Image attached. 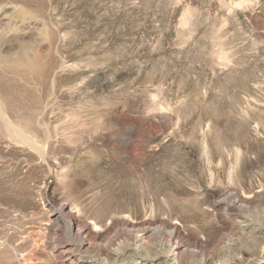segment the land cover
<instances>
[{"label":"rangeland","instance_id":"obj_1","mask_svg":"<svg viewBox=\"0 0 264 264\" xmlns=\"http://www.w3.org/2000/svg\"><path fill=\"white\" fill-rule=\"evenodd\" d=\"M177 239L264 264V0H0V264Z\"/></svg>","mask_w":264,"mask_h":264},{"label":"bare ground","instance_id":"obj_2","mask_svg":"<svg viewBox=\"0 0 264 264\" xmlns=\"http://www.w3.org/2000/svg\"><path fill=\"white\" fill-rule=\"evenodd\" d=\"M239 203V202H238ZM229 204V203H228ZM236 204V203H235ZM241 204V203H240ZM57 206V205H56ZM56 206H54L55 208H56ZM237 206V205H236ZM235 206V207H236ZM68 206H67V204H65V203H62V204H60L59 206H58V210H57V213H58V215L56 216V218L55 219H64V223H65V225H66V227H69L70 229L72 228L71 226H73V222H72V218H68V217H66V212H65V210H66V208H67ZM239 207V206H238ZM226 208V207H225ZM227 211L228 212H231L233 215H236V214H238V213H236V212H239V213H241V211L240 210H238V208H230V210H229V208H227ZM228 212H226V215H229L230 213H228ZM231 215V214H230ZM240 215V214H239ZM232 216V215H231ZM238 216V215H237ZM243 218V217H242ZM244 219V218H243ZM245 220V219H244ZM254 222V221H253ZM244 223H246V226H244V227H247L249 224H250V222H248L247 220L246 221H244L243 222V224ZM80 226V225H79ZM95 227V226H94ZM97 227V226H96ZM49 229V228H48ZM69 229V230H70ZM149 230V229H148ZM155 230V229H154ZM150 231V230H149ZM152 231V230H151ZM144 232V231H143ZM142 232V233H143ZM147 232V231H146ZM78 233H79V236H78V244H79V246H83V245H85V240H84V237L86 236L87 237V235L88 234H90V235H95L96 233H95V230L94 229H92V227L89 225V224H82V226L81 227H78ZM175 233H176V231L175 230H172L171 231V236L170 237H174L175 236ZM85 236H84V235ZM82 235L84 236V237H82ZM101 235V234H100ZM142 235V234H141ZM145 235V234H144ZM96 236H98V232H97V235H95L94 237H96ZM124 236V235H123ZM92 238H93V236H91ZM139 237V236H138ZM91 238V239H92ZM98 238V237H97ZM96 239V238H95ZM137 239V238H136ZM152 239V238H151ZM97 240V239H96ZM153 240V239H152ZM138 242H139V245H138V249H137V251L139 250V248H141V246H142V242H143V238H138V240H137ZM146 241V240H145ZM127 242V241H126ZM149 242V241H148ZM168 242H169V245H171V248H170V250L169 251H167L168 253L165 255V262L167 263V264H183V261H184V257H186L187 255H185V254H181V253H185V252H183V251H185L186 250V248H188V247H186V245L184 244V242L185 241H181V239L180 240H176V241H174L175 243H172L171 244V240H168ZM186 243V242H185ZM101 244V243H100ZM148 244V243H147ZM168 244V243H167ZM187 244V243H186ZM144 246H146L145 244H143ZM150 245V244H149ZM149 245H147V248H148V246ZM160 245V244H159ZM151 246V245H150ZM150 246H149V248H150ZM167 246V245H166ZM135 247L137 248V246L135 245ZM134 247V248H135ZM170 247V246H169ZM115 248V247H114ZM143 248H146V247H143ZM148 248V249H149ZM99 249H101V248H99ZM99 249H98V252H99ZM168 249V248H167ZM166 249V250H167ZM102 250V249H101ZM188 250V249H187ZM108 251H109V249H108ZM113 251V250H112ZM95 252V251H94ZM97 251H96V253H98ZM101 252V251H100ZM103 252H105L104 254H105V256L107 257V255H109L110 253L109 252H106V250L105 251H103ZM114 252V251H113ZM115 252H116V250H115ZM142 252V251H141ZM146 252V251H145ZM189 251H187V253H188ZM147 253V252H146ZM165 253H166V251H165ZM164 253V254H165ZM95 254V253H94ZM101 254V253H100ZM99 253H98V255L97 256H99L100 255ZM104 254H103V256H104ZM189 254V253H188ZM191 254V253H190ZM88 255V254H87ZM111 255V254H110ZM114 255V254H113ZM160 255V254H159ZM163 255V254H162ZM180 255H183V256H180ZM101 256H102V254H101ZM147 256V255H146ZM149 256V255H148ZM105 257V258H106ZM190 256H188V258H189ZM187 258V259H188ZM190 258H192V257H190ZM190 258H189V260H190ZM260 259V258H259ZM185 260H186V258H185ZM191 261V260H190ZM189 261V263L190 264H192V261L190 262ZM185 263H186V261H185ZM188 264V263H187Z\"/></svg>","mask_w":264,"mask_h":264}]
</instances>
